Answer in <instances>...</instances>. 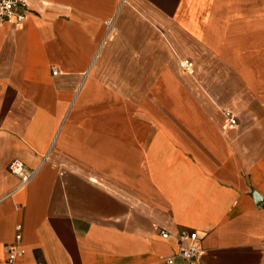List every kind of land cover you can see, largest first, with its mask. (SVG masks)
<instances>
[{"label":"crops","instance_id":"crops-1","mask_svg":"<svg viewBox=\"0 0 264 264\" xmlns=\"http://www.w3.org/2000/svg\"><path fill=\"white\" fill-rule=\"evenodd\" d=\"M186 232L195 264H264V0H28L0 26V264H166Z\"/></svg>","mask_w":264,"mask_h":264},{"label":"built area","instance_id":"built-area-1","mask_svg":"<svg viewBox=\"0 0 264 264\" xmlns=\"http://www.w3.org/2000/svg\"><path fill=\"white\" fill-rule=\"evenodd\" d=\"M28 0H0V26H22L27 21ZM111 22L108 23V26ZM192 65L183 64V68L189 69ZM56 74V73H54ZM225 125L229 129L237 126V118L229 111L223 113ZM9 172L19 177L23 184L29 183L35 172H28L25 165L20 160H14L9 165ZM17 235L15 242L21 241L22 227L17 226ZM164 240H168L170 235L168 233H161ZM178 252L176 255L166 259V264H178L181 260L188 264H195L202 253V242L197 232H186L177 237ZM25 256V253L17 250L16 247L9 249L8 257L5 264H17V260Z\"/></svg>","mask_w":264,"mask_h":264},{"label":"bare ground","instance_id":"bare-ground-1","mask_svg":"<svg viewBox=\"0 0 264 264\" xmlns=\"http://www.w3.org/2000/svg\"><path fill=\"white\" fill-rule=\"evenodd\" d=\"M206 228L210 229V226H206Z\"/></svg>","mask_w":264,"mask_h":264}]
</instances>
